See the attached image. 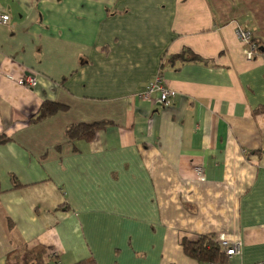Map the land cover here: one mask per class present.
<instances>
[{
	"label": "crops",
	"instance_id": "crops-1",
	"mask_svg": "<svg viewBox=\"0 0 264 264\" xmlns=\"http://www.w3.org/2000/svg\"><path fill=\"white\" fill-rule=\"evenodd\" d=\"M0 14V264L35 244L58 264H199L182 241L219 234L240 246L225 264H264V0H0ZM157 73L168 106L138 96ZM44 101L64 107L34 119ZM96 122L88 141L65 134Z\"/></svg>",
	"mask_w": 264,
	"mask_h": 264
},
{
	"label": "trees",
	"instance_id": "trees-1",
	"mask_svg": "<svg viewBox=\"0 0 264 264\" xmlns=\"http://www.w3.org/2000/svg\"><path fill=\"white\" fill-rule=\"evenodd\" d=\"M257 48H259L258 45ZM182 56V54H176L172 58H182ZM195 59V57L192 58V60ZM63 107L59 103L44 101L34 119L49 116ZM101 126L102 122L75 123L66 128L65 134L70 140L81 139L88 141ZM5 140L6 138L0 136V143ZM182 247L185 254L197 259L199 262L215 261L218 264L226 263V256L219 252L218 246L212 236H201L194 242L183 240ZM58 260L57 254L48 252V249L41 244H35L30 247L28 245L20 246L10 251L6 256V264H58ZM77 264H92V262L84 261Z\"/></svg>",
	"mask_w": 264,
	"mask_h": 264
},
{
	"label": "built area",
	"instance_id": "built-area-1",
	"mask_svg": "<svg viewBox=\"0 0 264 264\" xmlns=\"http://www.w3.org/2000/svg\"><path fill=\"white\" fill-rule=\"evenodd\" d=\"M7 14H0V22L5 23L8 19ZM236 37L241 44H243V54L247 60H252L258 54L257 44L255 43L252 33L249 29L237 26ZM20 84H25L28 87H32L36 84V75L35 74H27L20 78ZM154 94L158 95L160 102L168 106L170 104V99L174 95V91L169 87L165 86L163 83V79L161 73H157L154 77L147 83L144 90L138 95L140 98L144 100L152 99ZM196 171L201 173V168L196 167ZM219 252L223 253L225 256H232L240 253L239 243L229 242L224 234H219L216 238H214ZM199 264H218L215 261H202Z\"/></svg>",
	"mask_w": 264,
	"mask_h": 264
},
{
	"label": "rangeland",
	"instance_id": "rangeland-1",
	"mask_svg": "<svg viewBox=\"0 0 264 264\" xmlns=\"http://www.w3.org/2000/svg\"><path fill=\"white\" fill-rule=\"evenodd\" d=\"M218 263V262H217Z\"/></svg>",
	"mask_w": 264,
	"mask_h": 264
}]
</instances>
